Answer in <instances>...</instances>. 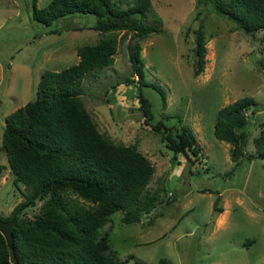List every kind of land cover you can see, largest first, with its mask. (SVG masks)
<instances>
[{"label": "rangeland", "instance_id": "374dc122", "mask_svg": "<svg viewBox=\"0 0 264 264\" xmlns=\"http://www.w3.org/2000/svg\"><path fill=\"white\" fill-rule=\"evenodd\" d=\"M52 0H37L39 9ZM146 24L158 29L140 39L146 80L162 86L166 105L150 86L143 94L153 104L154 120L175 129L192 128L202 147L199 159L166 146L145 124L138 75L133 73L125 30L101 32L92 14L74 13L46 25L33 18V0H0V215L9 216L24 200L3 146L6 116L35 100L45 70H63L81 61L79 50L115 42L111 66L93 70L82 83L81 98L101 133L115 142L136 145L155 167L148 185L161 201L138 223L123 222L117 211L102 228L112 250L126 264H264V157L241 159L234 168L232 145L214 134L220 108L250 96L252 115L247 153L264 129V30L247 34L211 4L198 0H151ZM204 25L206 63L194 74L196 30ZM130 44V45H129ZM128 78L134 80L128 82ZM220 211L214 212L216 199ZM71 199L76 200L75 195ZM79 203L83 201L78 199ZM43 201L23 211L34 219ZM87 204V203H86ZM89 204V203H88Z\"/></svg>", "mask_w": 264, "mask_h": 264}, {"label": "trees", "instance_id": "16d2710c", "mask_svg": "<svg viewBox=\"0 0 264 264\" xmlns=\"http://www.w3.org/2000/svg\"><path fill=\"white\" fill-rule=\"evenodd\" d=\"M233 20L247 34L264 30V0H198ZM151 0H52L39 9L33 0V18L51 25L60 17L92 14L101 32L125 30L137 40L130 45L133 73L138 75L144 122L160 133L174 155L182 153L194 164L201 155L195 133L179 119L181 127L154 120L153 104L142 88L160 93L166 105V92L146 80L140 39L157 32L146 24ZM194 74L200 75L206 63L204 25L196 30ZM115 42L102 41L79 50L81 61L63 70L42 73L35 100L6 116L3 146L15 182L25 186L24 200L4 220L17 217L12 229L13 248L0 231V264H126L112 250L110 232L102 228L110 215L125 213L123 222L138 223L161 201L158 191L148 185L155 172L151 160L136 145L115 142L101 133L82 98V83L93 70L113 65ZM264 72V60L261 61ZM128 82L133 83L131 78ZM258 102L250 96L220 108L214 126L215 136L232 145L235 169L241 159L264 157V129L254 140L255 153H247L251 117ZM0 165V173L4 168ZM75 195L76 200L71 199ZM82 203H79V200ZM43 201L34 219L23 211ZM87 203V204H86ZM89 203V204H88ZM216 199L214 212L221 209Z\"/></svg>", "mask_w": 264, "mask_h": 264}, {"label": "water", "instance_id": "95a60500", "mask_svg": "<svg viewBox=\"0 0 264 264\" xmlns=\"http://www.w3.org/2000/svg\"><path fill=\"white\" fill-rule=\"evenodd\" d=\"M17 221V217H13L11 220H4L0 217V231L4 235L9 248H13V232L12 229Z\"/></svg>", "mask_w": 264, "mask_h": 264}]
</instances>
